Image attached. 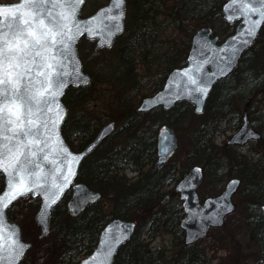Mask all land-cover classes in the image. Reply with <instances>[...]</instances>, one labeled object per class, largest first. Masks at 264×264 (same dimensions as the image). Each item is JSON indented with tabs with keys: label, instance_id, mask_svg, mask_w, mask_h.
<instances>
[{
	"label": "trees",
	"instance_id": "obj_1",
	"mask_svg": "<svg viewBox=\"0 0 264 264\" xmlns=\"http://www.w3.org/2000/svg\"><path fill=\"white\" fill-rule=\"evenodd\" d=\"M223 2L127 0L125 30L111 48L95 50L92 40L85 37L79 40L78 48L84 67L93 75L91 82L96 79L93 66L102 64L108 77L114 82H122L124 87L116 95L120 106L117 111L120 121L116 131L83 160L77 176V180L99 190L102 197L113 200V208L107 210L104 198H101L77 215H72L67 207L70 192L65 194L53 208L51 229L47 235L54 236L58 241L63 254L62 264H79L81 254L92 251L101 228L113 217L135 220L137 223L133 236L121 245L113 264H210L198 243L184 245L183 231L179 227L184 211L173 185L187 168L183 165L177 167L172 159L168 161L169 169L167 166L162 169L155 167L157 124L144 120L142 114L158 115L157 122H166L177 128L179 136L184 138L182 141L191 148L187 166L203 165L206 172L204 181L214 180L221 185L233 174L241 177L237 192L241 210L246 215L245 223L252 227L251 237L258 239L264 253V213L261 208L264 204V152H256L253 156L235 154L229 151L235 147L226 143L219 146L215 142L217 132L237 128L240 124V114L235 107L236 98L244 96L248 88L264 87V26L256 43L245 52L236 70L228 78L216 83L203 113L196 114L188 101L179 102L167 111L158 107L140 113L136 109L142 96L162 86L167 72L173 66L184 63L191 36L197 27L202 24L214 26L215 32L221 37L233 30V25L221 18ZM164 3L170 5L166 16L168 23L180 31L178 38L184 37L180 41L174 37L168 48H161L159 39L165 22L159 16L161 10L155 6ZM99 5L100 2H97L93 7ZM216 20L223 24L222 30L215 25ZM155 48H159L158 51H154ZM140 58L157 65L160 61L166 63L165 71L160 78L151 82L148 92L142 91L143 82L148 75L154 76L156 70L153 65L151 68L147 65L145 69L149 74L138 72L136 65ZM107 60L108 64H104ZM88 86H70L64 95L70 111L63 132L75 149L82 148L98 131L97 124L85 109H74L77 99L83 101L87 98ZM71 135L75 140H71ZM126 169L137 173L129 177ZM3 187L4 178L0 173V191ZM30 198L37 209L39 199ZM12 207L8 208V216L14 219ZM162 224L176 229L178 243L182 245L170 256L164 254L163 250H153L149 241L142 237L144 227H148L151 232Z\"/></svg>",
	"mask_w": 264,
	"mask_h": 264
},
{
	"label": "snow or ice",
	"instance_id": "obj_2",
	"mask_svg": "<svg viewBox=\"0 0 264 264\" xmlns=\"http://www.w3.org/2000/svg\"><path fill=\"white\" fill-rule=\"evenodd\" d=\"M83 2L19 0L16 4L0 5V173L7 177V191L0 195V264H19L31 247L20 240L17 226L10 225L12 231L4 228V210L29 193L42 194L45 208L51 207L75 174L72 164L78 162L77 155L55 136L57 122L63 120L57 97L69 82H89L76 66L73 45L80 36L87 34L93 38L99 36L102 44L111 47L112 38L123 31L121 21L126 0L114 4L119 10L117 14H111L110 8L102 10V17L87 21L77 19L78 5ZM232 4L236 5V0H232ZM236 11L243 17L246 27L232 38L230 49L222 50L227 56L219 67L222 75L264 24V0H242ZM227 18L233 19L231 15ZM189 84L195 86L192 91L206 94L204 82L189 77ZM229 142H241L240 134ZM94 147L95 144L89 145L85 153ZM78 155L82 158L83 154ZM41 156L53 166L51 178L40 163ZM194 171L199 172V169ZM237 184L239 181L233 180L230 187ZM76 195L81 198L78 210L97 194L76 187ZM230 210L229 204H222L219 214ZM44 215L46 217V213ZM195 215L197 213L193 212L192 216ZM210 219L212 223L220 222L216 217ZM203 231L202 228L195 235H202ZM127 237L125 231L114 240L102 242V250L82 264H96L98 259L100 264H107L115 246Z\"/></svg>",
	"mask_w": 264,
	"mask_h": 264
},
{
	"label": "water",
	"instance_id": "obj_3",
	"mask_svg": "<svg viewBox=\"0 0 264 264\" xmlns=\"http://www.w3.org/2000/svg\"><path fill=\"white\" fill-rule=\"evenodd\" d=\"M18 2L19 0L13 2L0 1V5L16 4ZM85 2L86 0H84L82 5H78L77 19L81 21H87L93 17H102L104 14L102 10H107L111 8L112 9L111 14L113 15L117 14V12L119 11L114 7V4L118 3L119 0H109L108 3L100 6L91 14L82 16L80 12ZM241 2L242 0H236V5H233L232 0H226L221 7L222 17L225 21H227L228 23L237 22L234 31L231 34H229L227 37H225L223 40H220L218 35L213 34V28L211 26L204 25L198 28L192 35L191 44L186 55L185 64L172 68L166 75L164 84L159 90H157L151 95L142 97L139 105L137 106L138 111H149L158 106H162L164 109L168 110L172 108L177 102L187 100L194 105L195 112L197 113L203 112L206 100L211 90L213 89L215 83L222 78L228 77L232 73V71L238 66L243 53L254 44L263 26L262 24L260 28L257 30V34L255 38L252 40V42L248 44L240 52V54L232 61L231 67L227 69L226 74L224 75L220 74L219 67L223 66L222 61L227 59V56L222 50L225 48L230 49L232 45V38L237 36V34L246 27V25L243 23V17H241L239 12L236 11V7ZM226 9L228 10L226 11ZM126 10L127 7L125 3L124 6L125 14L121 21L123 31L125 29ZM229 15H231L233 19L229 20L227 18ZM123 31L117 33L112 38L113 39L112 45L115 39L117 38V36L122 34ZM82 36H85L89 39H93L95 41L94 48L96 50L103 47H109L106 44L101 43L99 36L95 38L88 36L87 34ZM82 36H80L73 45V54H74V59L76 61V66L79 67L81 73L84 75L86 80L90 82L92 79V75L90 72L85 70L81 56L78 51V42ZM209 60H211V62H209ZM185 72L188 73V76H185ZM213 73H216V75L213 76L212 75ZM189 77L196 78L204 82L207 86L206 94H200L192 91V89L195 86L189 84ZM89 82L67 83L66 86L63 88L62 93L56 99V103H58L61 107L62 110L61 114L63 115V120L57 122L55 136H57L63 142V145L66 146L73 155H77L78 157V162L72 164V169L75 174L74 176L70 177L71 184L66 186L63 192L59 194V198L56 204L60 202L64 194L70 189L71 196L67 202V207L72 215H77L78 213L83 211L88 204L96 202L101 197L100 191L94 190L90 188L85 182H80L77 181L76 179L82 161L89 154H91L109 135L113 134L116 126V122L114 120H111L108 123L104 124L98 130L95 137L80 150H74L69 144V142L66 140L63 134V125L68 115V107L63 99L64 94L69 86L86 85ZM189 92H191V94H188ZM237 134H240L241 142L230 143L229 141L232 140V138L235 137ZM260 137H261V133L256 128H254L248 113L245 112L242 116V122L240 127L234 132V134L231 136V138L228 140L227 143L243 145L247 143L249 140L259 139ZM91 144H95V147L91 152L85 153V149ZM178 145H179V138L175 128L168 124L160 125L157 131V148H156L157 158L155 161V165L158 168H162L166 164L168 159L174 154ZM78 154H83L82 158H79ZM40 163L44 167L45 171L50 174V178H51L53 166L50 163L43 161L42 156L40 159ZM195 169H199V172L194 171ZM3 177H4V187L0 191V195H3V192L7 191L6 174H3ZM203 179H204L203 167L200 165H195L192 168H190L188 172L175 185V190L179 193V197L182 201V207L184 210V216L181 218L180 227L184 231L185 244H192L195 241L199 240L200 238L204 237L208 233L211 227L223 225L226 216L231 212H233L235 209L233 195L240 185L241 179L239 177L235 176L230 178L226 182L224 188L218 194L208 196L204 200H201L198 194V188L202 184ZM233 180H238L239 184L230 187V183ZM74 186L81 187L87 192H91L97 195H94L91 200L85 203L82 207H79L77 210V205L80 204L81 198L80 196L76 195V187ZM29 194L38 197L40 200L39 207L35 213V221L40 227V234H39L40 237H44L49 233L52 210L56 204L46 209L42 194L39 195H34L32 193ZM13 202L9 205V207L13 204ZM222 204H229L231 210L227 212H223L222 215H220L219 213ZM8 208L4 210V228L6 230L12 231L11 229H9V226L10 225L17 226L20 233V240L24 244L32 246L31 241L23 239L22 229L20 224L16 221L11 220L8 217V213H7ZM262 210L264 212V204L262 206ZM193 212L197 213V215L192 216ZM45 213H46V217L44 215ZM211 217H216L217 219H219L220 222L212 223L210 219ZM129 225H133L134 227L128 228L127 226ZM45 228L47 229L46 232H45ZM135 228H136V222L133 220H127L120 217L112 218L102 227L97 244L93 248L92 252L86 255L85 257H83L82 259H80L79 264H82V262L85 260H89V258L94 253L101 251L102 242L114 240L115 237L120 236L125 231H127L128 233L127 239L123 240L121 243L115 246V251L111 256V259L107 262V264H113L115 260V256L120 246L125 244L128 240L131 239L135 231ZM202 228L204 229L203 234L196 236L195 234L201 232ZM28 250L29 248L25 251L24 256ZM6 254L7 253L5 252V255ZM23 258L19 261V264L22 262ZM96 264H100L99 259L96 261Z\"/></svg>",
	"mask_w": 264,
	"mask_h": 264
},
{
	"label": "rangeland",
	"instance_id": "obj_4",
	"mask_svg": "<svg viewBox=\"0 0 264 264\" xmlns=\"http://www.w3.org/2000/svg\"><path fill=\"white\" fill-rule=\"evenodd\" d=\"M0 1L12 2L16 0ZM107 1L108 0H87L85 5L86 9L84 8L83 13L87 14L93 11L96 8V6L93 7V5L97 2H100L101 5ZM91 6L92 8H90ZM155 6L157 9L161 10V12H159V16L160 18H163L165 22L163 26V34L159 39L162 43L161 48H168L171 41L174 40V37H177V40L179 41L184 37L182 35V37L178 38L180 31L168 23L169 21L166 16L169 12L170 5L164 3L156 4ZM215 25L218 26L220 30L223 29V24L219 20L215 21ZM158 49L159 48H155L154 51H158ZM102 55H104V53ZM104 64H108V60ZM147 65H150V68L153 65L156 71H154V76L148 75L145 77L142 91L146 92L149 91L153 81L161 77V74L165 71L166 63L160 61L159 65H157L155 62H146L140 58L138 64L136 65V70L140 73L143 71L146 73V69L148 68ZM102 66V64L98 67L93 66L96 79L88 86L87 92L89 94L87 98L83 99V101L82 99H77V103L74 108L76 109L75 111H83V109H85L91 115L93 122L97 124L98 130L102 125L111 120H115L117 124L119 123L120 116H117V111L120 110V106L118 105V98L116 95H118L120 89L124 87L122 82L118 83L112 81L108 77L106 70L103 68L104 66ZM147 73L149 74V72ZM239 97L240 96L236 98L237 102L235 103V107L240 116L247 111L256 126L260 130H263L264 87L258 86L256 89L248 88L246 94L240 98ZM153 116L154 115L144 116L142 114L144 120L147 119V121L152 124H156V117L157 119H159V117L158 115L155 117ZM183 125L186 124L184 123ZM234 129L235 128L232 127L217 132L215 135V142L219 146H223L229 139L230 135L235 131ZM71 130L72 132L74 131V125L71 127ZM119 138L117 137V139ZM182 139L184 138L179 136V147L172 157V160L175 161L177 167L183 165L187 168L186 171H188V169L192 167V165L187 166V159L191 148L189 144L183 142ZM71 140H75L72 135ZM229 151L235 152V154H248L250 156H253L256 152L262 154L264 152V140H260L258 142L252 141L244 147L236 146L234 150L231 148ZM166 166L169 169L168 164ZM134 174V171L127 170L128 176H134ZM234 176H236V174H233L228 178ZM227 179L221 185L214 180L204 181L198 190L201 198L204 199L206 196L219 193L223 189ZM235 193L233 199L236 209L226 217V223L221 227L212 228L208 235L200 239L197 243L203 249L206 258L210 261V264H264V253L261 249V245L259 244L258 239H253L251 237L252 227L245 223L246 215L244 211L241 210V204L239 203L238 196ZM103 198L105 207L107 210H111L113 208V200L107 197ZM30 200V195L20 197L14 202L12 207L14 220L21 225L23 237L33 243L21 264H62L63 254L60 251L59 243L55 237L50 235L38 237L40 229L34 218L37 209L34 208V205H32ZM176 232L175 228L162 224L159 228L152 230L151 232L148 227H144L142 237L149 241L153 250H163L164 254L170 256L182 246L178 243L179 241ZM81 255L83 257V254Z\"/></svg>",
	"mask_w": 264,
	"mask_h": 264
},
{
	"label": "flooded vegetation",
	"instance_id": "obj_5",
	"mask_svg": "<svg viewBox=\"0 0 264 264\" xmlns=\"http://www.w3.org/2000/svg\"><path fill=\"white\" fill-rule=\"evenodd\" d=\"M260 35V34H259ZM259 37V36H258Z\"/></svg>",
	"mask_w": 264,
	"mask_h": 264
}]
</instances>
